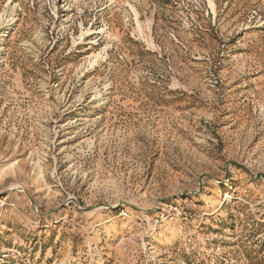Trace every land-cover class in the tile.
Wrapping results in <instances>:
<instances>
[{
	"label": "rangeland",
	"instance_id": "1",
	"mask_svg": "<svg viewBox=\"0 0 264 264\" xmlns=\"http://www.w3.org/2000/svg\"><path fill=\"white\" fill-rule=\"evenodd\" d=\"M0 264H264V0H0Z\"/></svg>",
	"mask_w": 264,
	"mask_h": 264
},
{
	"label": "bare ground",
	"instance_id": "2",
	"mask_svg": "<svg viewBox=\"0 0 264 264\" xmlns=\"http://www.w3.org/2000/svg\"><path fill=\"white\" fill-rule=\"evenodd\" d=\"M210 7H211V9L213 10V4L210 2ZM170 232H173L174 231V229H170L169 230ZM161 238H162V233H160L159 235H158V243H160V241H161Z\"/></svg>",
	"mask_w": 264,
	"mask_h": 264
}]
</instances>
